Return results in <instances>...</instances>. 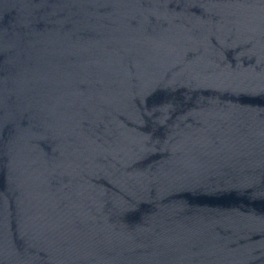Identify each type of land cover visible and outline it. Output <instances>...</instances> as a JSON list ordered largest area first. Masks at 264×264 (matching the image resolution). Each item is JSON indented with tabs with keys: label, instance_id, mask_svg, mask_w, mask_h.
<instances>
[{
	"label": "water",
	"instance_id": "water-1",
	"mask_svg": "<svg viewBox=\"0 0 264 264\" xmlns=\"http://www.w3.org/2000/svg\"><path fill=\"white\" fill-rule=\"evenodd\" d=\"M0 264H264V0H0Z\"/></svg>",
	"mask_w": 264,
	"mask_h": 264
}]
</instances>
